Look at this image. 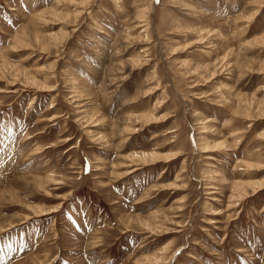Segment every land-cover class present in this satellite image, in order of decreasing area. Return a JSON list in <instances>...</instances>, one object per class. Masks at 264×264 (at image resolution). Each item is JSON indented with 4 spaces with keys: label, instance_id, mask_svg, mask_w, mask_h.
<instances>
[{
    "label": "rangeland",
    "instance_id": "obj_1",
    "mask_svg": "<svg viewBox=\"0 0 264 264\" xmlns=\"http://www.w3.org/2000/svg\"><path fill=\"white\" fill-rule=\"evenodd\" d=\"M0 264H264V0H0Z\"/></svg>",
    "mask_w": 264,
    "mask_h": 264
},
{
    "label": "bare ground",
    "instance_id": "obj_2",
    "mask_svg": "<svg viewBox=\"0 0 264 264\" xmlns=\"http://www.w3.org/2000/svg\"><path fill=\"white\" fill-rule=\"evenodd\" d=\"M80 102V101H79ZM88 104H91V102L89 101V103ZM85 107V106H84ZM86 112H88V110H86ZM145 119H147V120H149L148 118H145ZM151 119H153V118H151ZM147 122V121H146ZM142 124V123H141ZM141 128H136V131L138 130H140ZM134 131V130H133ZM135 131V132H136ZM205 132V131H204ZM134 133V132H133ZM137 133V132H136ZM126 134H129V133H126ZM203 144V143H202ZM207 148L208 147H206V150H207ZM202 149V148H201ZM202 151L204 152V150L202 149ZM156 153V152H155ZM158 153V152H157ZM156 153V154H157ZM174 155V154H173ZM173 155H167V154H158V155H148V156H144V158H141L140 159V161H142L144 164H146V165H148L149 163H151V162H154V161H156V160H161V158H164L163 160H166V161H168V160H170L172 157H173ZM162 161V160H161ZM141 164V163H140ZM153 164V163H152ZM238 184V183H237ZM244 186H245V184H243ZM240 186V187H244V186ZM248 185V184H247ZM246 185V186H247ZM261 185H259V187H260ZM258 188V187H257ZM243 189V188H242ZM241 189V190H242ZM244 190H246V188L244 187Z\"/></svg>",
    "mask_w": 264,
    "mask_h": 264
}]
</instances>
